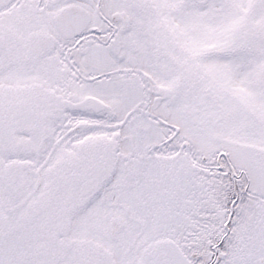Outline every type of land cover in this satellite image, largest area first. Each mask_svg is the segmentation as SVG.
<instances>
[{
    "label": "snow or ice",
    "instance_id": "snow-or-ice-1",
    "mask_svg": "<svg viewBox=\"0 0 264 264\" xmlns=\"http://www.w3.org/2000/svg\"><path fill=\"white\" fill-rule=\"evenodd\" d=\"M0 264H264V0H0Z\"/></svg>",
    "mask_w": 264,
    "mask_h": 264
}]
</instances>
